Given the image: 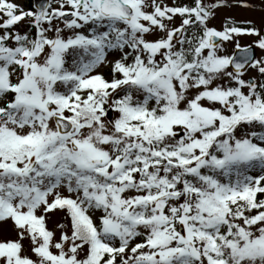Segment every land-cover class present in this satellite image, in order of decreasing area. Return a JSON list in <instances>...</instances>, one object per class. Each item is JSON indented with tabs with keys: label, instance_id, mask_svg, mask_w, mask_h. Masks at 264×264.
<instances>
[{
	"label": "snow or ice",
	"instance_id": "snow-or-ice-1",
	"mask_svg": "<svg viewBox=\"0 0 264 264\" xmlns=\"http://www.w3.org/2000/svg\"><path fill=\"white\" fill-rule=\"evenodd\" d=\"M0 264H264V0H0Z\"/></svg>",
	"mask_w": 264,
	"mask_h": 264
},
{
	"label": "rangeland",
	"instance_id": "rangeland-1",
	"mask_svg": "<svg viewBox=\"0 0 264 264\" xmlns=\"http://www.w3.org/2000/svg\"><path fill=\"white\" fill-rule=\"evenodd\" d=\"M18 2L23 3V0H18ZM232 14L233 15H236L237 17L245 16V15H250V13L244 12L243 10H240V9H234V10H232ZM217 25H219V20H217ZM49 227H51V224H49Z\"/></svg>",
	"mask_w": 264,
	"mask_h": 264
},
{
	"label": "trees",
	"instance_id": "trees-1",
	"mask_svg": "<svg viewBox=\"0 0 264 264\" xmlns=\"http://www.w3.org/2000/svg\"><path fill=\"white\" fill-rule=\"evenodd\" d=\"M27 5L30 6V0H28V4Z\"/></svg>",
	"mask_w": 264,
	"mask_h": 264
}]
</instances>
